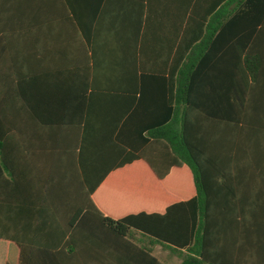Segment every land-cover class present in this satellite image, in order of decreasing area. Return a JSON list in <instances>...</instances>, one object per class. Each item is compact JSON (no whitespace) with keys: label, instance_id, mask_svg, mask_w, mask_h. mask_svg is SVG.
<instances>
[{"label":"crops","instance_id":"obj_1","mask_svg":"<svg viewBox=\"0 0 264 264\" xmlns=\"http://www.w3.org/2000/svg\"><path fill=\"white\" fill-rule=\"evenodd\" d=\"M225 3L0 0V264H96L103 256L50 246L108 244L102 218L130 217L129 239L162 262H182L204 229L208 260L264 264V60L254 76L204 45L198 101L176 113L167 82L176 23L194 11L208 24ZM182 115L184 162L160 130ZM168 211L184 220L183 249L149 231Z\"/></svg>","mask_w":264,"mask_h":264},{"label":"trees","instance_id":"obj_2","mask_svg":"<svg viewBox=\"0 0 264 264\" xmlns=\"http://www.w3.org/2000/svg\"><path fill=\"white\" fill-rule=\"evenodd\" d=\"M225 2L218 12H216L217 10L215 11V8L209 12L208 16L212 15V18L208 24H206L207 20L200 19V16L193 11V16L191 15L187 21H178L175 25L176 39L178 41L177 65L167 79V82H171L172 101L176 98V106L173 108L175 113L181 108L185 109L186 105L195 106L196 101H198L196 97L200 92L201 79L205 73L204 69H206L203 64L208 58L206 57L207 55H204V50L206 49L204 45L207 47L210 45L215 48L218 45L225 46L227 52L230 51L235 55L236 61L240 62L243 70L245 68L247 71L252 72L254 76H256L254 71H256L257 67L252 66V61L259 60L261 62L264 60V47L259 51L254 49L256 42H260V39L262 40L261 44L264 45V0H225ZM234 4L235 6L231 9ZM142 25L143 22L140 20L136 28L139 33H141ZM151 27L152 23L149 22L148 24L147 22L146 39ZM139 51L143 54L144 43ZM145 71L147 72H145L143 77L146 78L164 77V74L158 70ZM169 84L167 83V87H169ZM193 91L195 92L194 98H192ZM165 96L168 97L167 95ZM177 120L178 125L175 127V121ZM162 127H160V130L164 131V129H167L169 133L171 131L174 137L179 140L174 151L177 153L178 158L184 162L185 115L180 118L174 117L171 124ZM172 129L175 131L173 132ZM89 216L90 212L80 220L79 227L74 230L73 235H79L80 229L82 230L84 224H87ZM181 217L184 218V214ZM163 218L161 225L151 228L149 230L150 233L162 243H168L171 247L178 248V250L187 247L189 244L186 241H191V238L189 240V237L186 236L184 220L182 225L175 227V223L170 220V211ZM102 220L104 222L103 229L99 230V234L102 233L110 238V243L77 242L61 246V248H59L60 246L50 247L55 248L56 250L54 251H58L56 253L66 251L70 253L91 252L103 256L102 259H98L96 264H165L155 257L149 248L137 245L129 239V226L140 225L137 219L130 217L118 221L113 218H102ZM194 240V244L190 246L187 252L183 253V260L180 264H240L232 261L214 262L208 260L205 252L206 237L204 229L198 231ZM52 249L37 250L52 252Z\"/></svg>","mask_w":264,"mask_h":264},{"label":"rangeland","instance_id":"obj_3","mask_svg":"<svg viewBox=\"0 0 264 264\" xmlns=\"http://www.w3.org/2000/svg\"><path fill=\"white\" fill-rule=\"evenodd\" d=\"M162 250L165 251L166 250V247L163 246ZM166 251L168 252L169 250H166ZM168 255L163 254V255H160V257L163 259L165 256H168ZM170 255L174 257V253L170 252ZM180 258L182 259V256H180ZM163 262H165L167 264H179L181 262V260L180 259H176V260L175 259L174 260H165L164 259Z\"/></svg>","mask_w":264,"mask_h":264}]
</instances>
